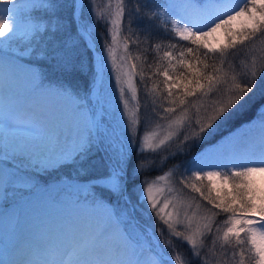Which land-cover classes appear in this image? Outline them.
I'll return each instance as SVG.
<instances>
[{
    "label": "snow or ice",
    "instance_id": "obj_1",
    "mask_svg": "<svg viewBox=\"0 0 264 264\" xmlns=\"http://www.w3.org/2000/svg\"><path fill=\"white\" fill-rule=\"evenodd\" d=\"M32 10L38 19H29L20 32L0 17V134L4 138L0 166L4 172L5 192L18 188L39 190V180L44 179V173L51 175V172L71 168V175L57 177L58 188L75 195L73 205L76 208L81 207L80 196L83 194L85 205L96 211L102 209L104 219L98 218L95 212L77 216L51 238L52 254L40 260L9 259L4 264H211L210 257L216 255L217 241H222L220 248L223 251L216 264H231L237 254L232 244L233 236L236 245L250 244L249 252H255L256 264H264V197L257 204L252 187L257 174L264 176V48L259 57H252L250 64L234 65L229 59L232 54L228 52V49L237 48L238 41L241 46L245 41L256 40L264 44V0H165L154 6L153 0H143V7L137 3L135 9L127 11V31L135 37L133 43L151 39L153 22L161 20L163 24H171L170 30L179 40L195 45V48L181 47L174 55L171 49L177 48V44L169 43L166 46L169 50L158 57L160 62L167 61V67L160 63L155 65V74L163 77L167 95L162 99L171 105L163 107L161 103L163 114L152 109L161 120L167 121L170 129L158 140L155 132L138 139L140 106L134 77L139 75L143 82L144 73L143 65L137 73V64L131 63L129 37L121 39L125 0H115L114 7L109 0L104 18L111 27L108 38L100 47L96 44V28L101 16L95 8V0H35ZM85 10L90 19H85ZM65 12L69 15L65 16ZM240 18H246V27L233 32L231 25ZM220 29L225 30L229 39L218 50V65L215 61L207 62L209 52L217 51L209 48L207 40ZM141 36L144 41L140 40ZM18 39L23 41V47L11 50L12 42ZM82 42L91 53L90 64L81 59ZM122 42L124 54L118 63L116 50ZM154 47L159 50L161 44ZM190 54H194L192 62H187L186 57ZM135 59L139 60L140 56ZM23 64L29 67L24 68ZM33 65L42 71H32ZM177 67L186 71L171 75L169 70L175 73ZM209 68L210 72L204 71ZM5 70L10 75L24 71L33 83L34 91L68 101L74 113V135L65 136L62 131L47 128L45 114L26 100L9 96L5 101ZM45 72L63 77L57 88H45ZM77 75L88 76L86 87L73 82ZM156 89L157 85L153 84L148 94ZM197 92L201 97L212 94V98L207 104L201 100L189 105L188 98L196 96ZM257 94L260 104L256 115L248 121L247 127L240 126L243 131L236 130L223 140L209 141V137L247 107ZM93 99L95 106L86 108ZM131 102H135L132 107ZM190 107L196 109L194 117L189 114ZM177 109L180 110L178 113ZM174 113L176 115H172ZM156 127L161 125L157 123ZM180 129H185L182 141L176 151L164 159L176 160L199 149L187 161L175 163L173 168H184L185 175L179 183L200 193L212 209L231 213L222 221L229 225L223 229L222 237L219 226L213 231L215 217L220 212L208 209L211 214L200 217L196 212L192 216L185 212L184 219L180 220L178 211L175 216L164 213L171 201L165 200L163 207L158 209L154 192L162 190L155 187L156 180L172 175L171 169L156 180L141 179L142 172L154 169L134 158L137 152L142 155L144 147H152L150 141L157 140L155 151L172 140ZM221 173L225 179L230 177L237 189L230 198L213 197L211 192L205 195L192 182L204 177L211 180ZM174 199V209L192 206ZM149 206L167 227L169 237L182 238L190 245V256L178 252L171 256L167 254L171 240L166 238L161 244L151 224V213L143 219L145 214L140 209L147 210ZM121 216L136 223L138 230L134 235L121 228ZM177 224H184L185 231H177ZM242 232L246 241L240 238ZM229 247L232 248L231 257H228ZM240 257L239 264H244L243 249Z\"/></svg>",
    "mask_w": 264,
    "mask_h": 264
},
{
    "label": "rangeland",
    "instance_id": "obj_2",
    "mask_svg": "<svg viewBox=\"0 0 264 264\" xmlns=\"http://www.w3.org/2000/svg\"><path fill=\"white\" fill-rule=\"evenodd\" d=\"M105 0H95V8L97 10V13L101 16V20L96 28L97 38L99 47L102 45L105 39L108 38V33L105 35L104 30L101 32L99 30L100 25L103 26V29H105L104 22L105 16H106V9L108 8L106 3L103 2ZM154 5L156 4H163L165 3V0H153ZM35 2V0H12L11 3H8L7 0H0V17H3L7 19L10 24L17 30V32L23 31L26 22L31 19L33 21L37 20L38 17L35 13H30V10L32 9V4ZM85 19H90L89 14L87 10H85ZM246 18H240L237 21H234L231 25V29L233 32H236L238 30H241L246 27ZM111 25L106 28L108 31V28H110ZM128 31L125 28V34L124 37H127ZM174 34V32H173ZM175 36V34H174ZM129 37V35H128ZM176 37V36H175ZM123 41V37H121ZM129 39H131L129 37ZM228 35L225 32L224 29H220L217 31V33L213 34V36L209 37L207 40V43L209 45L210 49L219 50L221 47L226 45L228 43ZM247 42V41H246ZM123 45V42L121 43ZM167 45L162 46L159 50L156 49L158 53H160L161 56H163V52L165 50H169L166 47ZM23 47V41H20L19 39L16 41H13L11 44V50H18L19 48ZM264 48V44L261 43V41H255L253 45L249 48L244 49L242 52H235L233 55L236 57L235 60H233L234 65H240L241 62L251 63V59L253 56L259 57L261 53V49ZM172 51V50H171ZM79 53L81 56V59L84 60L85 63L90 64V60L86 55V52L81 47L79 48ZM130 53L133 57L131 60V63L137 64V73L141 71V68L139 66L138 61L135 59L136 53L133 50H130ZM124 54V50L117 47L116 50V56H117V62L119 63V57ZM176 55V54H175ZM178 58V57H177ZM89 60V61H88ZM165 63L161 64L162 67L167 66V61H164ZM175 63V61H173ZM189 62V61H187ZM142 64V61L140 62V65ZM24 68H28L29 66L27 64H23ZM227 68V65H225ZM181 69V71H186L182 67H177L175 73L178 71V69ZM155 70L154 75L152 72H146L143 70L144 73V81L141 82L140 76L136 75L134 77L135 86L137 88V96L140 106V112H139V119H140V133L138 136V139L142 137L146 133L155 132L157 134V140L159 138H163L167 131L170 129L167 128V121L161 120L159 116H157L155 113L152 112V109L155 108L156 112L163 114V108L160 107L161 103L163 104V107H170L171 105L168 104L167 101L163 100V96L167 95V90L164 88L163 85V77L158 76L155 73L157 72V68H154ZM128 69L125 68V71ZM32 71L40 72L42 69L36 65L32 66ZM170 74L173 75L174 73L169 70ZM180 71V72H181ZM205 72H210L207 69H204ZM16 73V72H15ZM25 75L28 77L26 80V88L24 91H21L19 95H16L12 91L8 90L7 94H4L5 101L8 100L9 96H11L13 99H19V100H26L30 104L37 107L38 110L42 111L46 116L53 117L54 115H66L74 117V113L72 111L71 104L55 95H49L47 93L40 94L36 91H34V85L29 79V76L27 73ZM149 77H151L149 79ZM63 77L60 76L58 73H52V72H45L44 74V85L45 88L55 89L58 87L59 83L62 81ZM126 79V77H125ZM88 80V76H80L74 77L73 82L81 87H85V83ZM153 84L157 85V89L155 92H153L151 95H149V90L152 89ZM13 88V87H12ZM14 90H17L16 87H14ZM175 91V90H174ZM5 93V92H3ZM212 98V94H210L208 97H201L200 93L197 92L196 96L189 97V105L193 103H200L201 100L204 102V104H207L208 101ZM155 99V103H153V100ZM260 104V97L259 94H257L256 98L249 102L248 106L245 107L242 111L237 112L232 119H230L227 123L221 126V128L214 134V136L209 137V141H216L221 140L224 136H226L229 132L232 130H235L236 128L240 127L245 122H240L241 118L246 114L244 111H247L248 107H253L255 105ZM135 102L130 103V107L134 106ZM95 106V100L93 99L90 104L86 105V108L88 107H94ZM180 110L177 109V113ZM196 112V109L193 107H190L189 114L193 115ZM201 114H203V109H201ZM172 115H176L175 113ZM255 117V116H254ZM254 117L250 118L249 120L253 119ZM248 120V121H249ZM247 122V121H246ZM160 124L161 127L157 128L156 124ZM196 130H198V126H195ZM226 130L225 132H223ZM185 129H180V132L173 137L172 140L168 141L165 145L155 148V151H153V148L155 147V144L157 140H152L150 143L152 144V147H148L147 145L143 149V154L140 155L139 152H137V157L140 160H143L146 165L149 168H153V171H145L141 174V179L143 180H156L158 176H165V173H168L169 170H172V175L165 176L162 180H156V188L161 189V192H154V196L157 198V207L162 208L164 201L169 200L171 203H169V206L167 209L164 210V213H172L173 216L176 215L177 211L179 212L178 219L183 220L184 219V213L187 212L188 216H192L194 212H196L197 217L203 216V215H210L211 213L208 212V209H212V206L208 204L206 200H204L200 193L194 192L191 190V188H186L184 185L179 183V180L182 178V175H185L184 168L181 167L179 170H176L173 168V165L179 161H187L191 156L195 154L196 151H199V149H194L193 152L189 153L188 156H180L177 157L176 160H172L169 158L168 160H165V157H170L172 152H175L177 149V146L180 144V142L183 139V132ZM219 136V137H218ZM215 138V140H213ZM3 144H4V138L3 135L0 134V152L3 151ZM207 147V142L205 144V148ZM51 171V170H50ZM71 168H64L60 170L59 172H51V175L44 173V179L39 180L40 189L43 187H46V189H42L41 192L43 199V203L37 202L36 204H32L28 209L22 208V202L24 199L31 196L36 191H32L29 189H23L18 188L15 191L12 189H9L7 192H5V185H4V172L2 166H0V172L3 176V182L0 185V213H3L4 215L7 214L5 222H12L13 220L17 219L18 216H22L24 214H28L29 211L35 210H42V205H45L46 203H50L51 205L55 206L56 210L62 209V204L67 208V210L70 211L67 212L68 216L71 214L72 211H83V212H98L101 213V217H104L103 210H93L85 205L84 196L81 194L80 196V208H76L73 205V201L76 199L75 195L71 194L67 189H59L57 186V177H66L68 175L72 174ZM254 183L252 185L254 189V195H255V202L259 204L261 202L260 198L264 197V182L258 178V176H255L253 178ZM46 181V182H45ZM195 182L197 187H200L201 191L208 195L209 192H211V195L213 197L219 196L221 198H230L231 195H234L237 189L234 187L232 179L229 177L228 179L224 178V174L221 173L220 176H214L209 180L208 178L204 177L200 181H192ZM239 181H237V184ZM54 188H49L53 187ZM10 187V186H9ZM173 189V191H169V189ZM62 190V191H60ZM39 192V195L40 193ZM30 194V195H29ZM38 195V196H39ZM66 198V200L61 204V199ZM68 198V199H67ZM178 198L182 201L183 204L190 203L192 206L185 208L181 206L179 209H174L172 207V204L175 203V199ZM50 201V202H49ZM219 202V201H217ZM19 204V205H18ZM199 204L200 208L197 209L196 205ZM14 209V210H13ZM13 210V211H11ZM29 210V211H28ZM141 212H144L143 219L147 218L148 213H151V224L156 229L155 235L160 239L161 244H164L166 238L170 239L172 242V246L169 247L166 251L168 255H174L175 253H179L185 257L190 256L189 248L190 245H187L186 242L182 241V238L178 239L176 237H169V233L167 230V227L160 222L157 217L155 216V213L151 210L150 206L145 209H140ZM212 211L220 212L219 209H212ZM138 217L140 216V213H137ZM231 215V213H223L220 212L218 216L215 217V223L213 226V231L215 232V229L217 226L221 228V232L219 235L222 237L223 235V229L228 227L229 225H224L222 223L223 220L227 219V217ZM248 215H252L249 213ZM39 216H36L35 219H37V222L41 224H45L44 219L38 220ZM74 219V217H73ZM47 224V223H46ZM7 225H2L1 229L6 227ZM121 228H126L128 232L135 234V232L138 230L136 228V223L134 221H128L126 217L121 216ZM193 227H195V223L193 224ZM177 231H185V225L184 224H177L176 225ZM1 233L4 234V231H1ZM163 233V234H161ZM231 235V234H230ZM240 238L242 240H247V237L245 236V233L240 234ZM222 241H217L215 245V257H210L211 264H216V261L220 258L222 254V249L220 248V244ZM1 244V243H0ZM210 244V242H209ZM232 244L235 245V251H236V257L233 261H231V264H239V261L241 259L240 257V251L243 249L244 252V264H256V256L255 252H249V248L252 246L248 243H245L243 245H236L235 237H232ZM232 248H228V257H231Z\"/></svg>",
    "mask_w": 264,
    "mask_h": 264
},
{
    "label": "bare ground",
    "instance_id": "obj_3",
    "mask_svg": "<svg viewBox=\"0 0 264 264\" xmlns=\"http://www.w3.org/2000/svg\"><path fill=\"white\" fill-rule=\"evenodd\" d=\"M27 78L28 77L25 75L24 71H19L10 75L7 70H5L3 83V92H5L4 94L6 95L8 90H10L16 95H19L21 91H24L26 88L25 82ZM14 87H16L17 90H14ZM73 121L74 117H68V114L60 116L56 114L53 117H44L45 126L47 128L54 132L62 131L65 136L74 135L75 130L73 127ZM243 125L247 127L248 122L244 123ZM236 130L243 131L244 129L238 127L235 130L229 132L221 140L228 138L229 134L235 132ZM256 176H258V178L264 182V176L259 174ZM2 182L3 176L0 172V185ZM39 192H41V190L36 191L30 197L25 199L22 202V208L28 209L32 204H36L37 202L42 204L43 199L41 196L43 192H41L40 195ZM63 202L61 201V204ZM67 212L70 213L64 204H62L61 210H56L55 206L51 205L50 203H46L45 205H42V210L29 211L28 214H24L21 217L18 216L17 219L13 220L12 222H5L7 214L4 215L3 213H0V240H2V243L0 244V264H4V261L9 259L23 260L25 259V254H32L35 251L36 253L29 255L32 257L31 260H40L46 255L52 254L53 249L49 247L51 238H53L61 228L65 227L69 222H71L73 217L75 218L77 216L88 215L95 211H72L69 216L67 215L69 214ZM95 215L101 220L104 219V217L100 216L101 213L99 214L98 212H95ZM36 216H39L38 220L44 219V222L47 224L45 223L40 225L37 222V219H35ZM2 225L7 226L1 229ZM1 231H4V234L1 233ZM37 253L39 254L36 255Z\"/></svg>",
    "mask_w": 264,
    "mask_h": 264
},
{
    "label": "trees",
    "instance_id": "obj_4",
    "mask_svg": "<svg viewBox=\"0 0 264 264\" xmlns=\"http://www.w3.org/2000/svg\"><path fill=\"white\" fill-rule=\"evenodd\" d=\"M103 2H105L107 7H108L109 0H105ZM137 3H139L140 7H143V0H125V20L121 25L123 38H124V34H125V28L127 29V11L129 9H135L137 7ZM114 5H115V0H112V6L114 7ZM153 6H154V1H153ZM30 13H34L32 9L30 10ZM64 15L68 16L69 13L65 12ZM104 25H105V29H103V26L100 25L99 30L101 32L104 30L105 35H107L108 31L106 28L109 26V23L104 22ZM152 28H153L154 34L151 37V39H149L147 42L133 43L132 41L135 39V37H132L130 35V33H128L129 37L131 38V39H128V51L130 52V50H133V51H135L136 56H140V59L137 61L139 63V66L143 65V70L146 72V74H147V72H148V74H149V72H152L154 75L153 71L155 70L154 69L155 65L157 63H160V64L165 63L164 61L160 62L158 60V57H160L161 55H160V53H158L156 51V49L154 47L155 44L159 43V44H161V47L164 45H168L169 43L177 44V48L171 49L174 55L179 51V49L181 47L191 46V47L195 48V45H191L190 42L181 41L178 38H176L174 36L173 32L170 30L171 29L170 24H163L161 20H156L153 22ZM165 29H168V30L166 31ZM128 35H127V37H128ZM140 40L144 41V37L141 36ZM256 41H259V40H256ZM254 42H249V41L246 42L245 41V44L243 46H241L239 44V41H238L236 49H228V52L230 54H232L229 56V59H232V61L235 60L236 57L233 59V55L235 54V52H242L244 49L251 47ZM96 44H97V47H99L97 40H96ZM81 45H82V48L84 49V51L86 52L87 57L89 58V60L91 62L90 53L83 47V42ZM121 47L123 49V45L120 44L118 46V48L121 49ZM201 51H204V49H201ZM194 54L188 55L186 57V61L192 62V55H194ZM209 57H210V59L207 61L208 63H212L213 61H215L219 65V60H218L219 51H216L215 53L209 52ZM141 61H142V64L140 65ZM207 70L210 71L211 69L209 68ZM180 71H181V69L179 68L178 71L176 73H174L173 75L178 74ZM77 77H78V75H77ZM86 86H87V81L85 83V87ZM258 105H255L253 107H251V106L248 107L247 108L248 110L244 111V113H246V114L241 118L240 121L246 120V119L252 117L255 114Z\"/></svg>",
    "mask_w": 264,
    "mask_h": 264
}]
</instances>
